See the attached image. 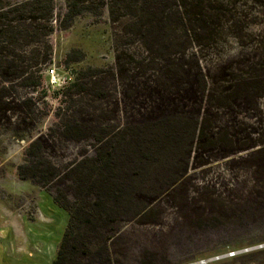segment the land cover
<instances>
[{
    "label": "rangeland",
    "instance_id": "1",
    "mask_svg": "<svg viewBox=\"0 0 264 264\" xmlns=\"http://www.w3.org/2000/svg\"><path fill=\"white\" fill-rule=\"evenodd\" d=\"M207 1L203 15L202 0L184 9L194 12L184 30L199 40L178 56L158 51L153 10L141 17L143 32L119 0H96L92 13L73 20L66 17L67 0L53 1V63L44 83L50 113L34 136L55 121L71 71L88 67L115 68L123 116L178 108L183 128L187 122L196 127L179 143L183 151L145 180L151 187L143 210L116 203L119 220L106 241L96 242V248L107 244L111 264H264V0ZM175 11L171 6L165 14ZM202 23L219 37L209 40ZM164 57L201 74L202 85L191 83L184 93L160 84L171 65ZM20 117L17 109L0 112V240L7 229L19 230L39 244L29 253L52 264L69 215L47 191L18 178L28 146L14 138ZM78 149L71 145L65 153L71 157ZM14 253L8 258L27 256Z\"/></svg>",
    "mask_w": 264,
    "mask_h": 264
},
{
    "label": "trees",
    "instance_id": "2",
    "mask_svg": "<svg viewBox=\"0 0 264 264\" xmlns=\"http://www.w3.org/2000/svg\"><path fill=\"white\" fill-rule=\"evenodd\" d=\"M53 1L0 0V112L17 109L21 113L14 138L27 141L28 146L17 166L18 178L47 191L69 215L52 264H111L107 244L96 248V242L106 241V234L119 220L121 208L116 203L122 200L131 210H143L151 187L144 185L145 180L162 172L161 164L183 151L179 143L192 137L196 127L187 122L183 128L186 120L178 108L158 106L146 115L123 116L115 68L88 67L71 71L73 81L58 100L55 121L46 132L34 136L38 124L50 113L46 103L49 89L44 83L53 63ZM67 1L66 17L70 20L95 9L96 0ZM119 1L142 31L146 26L142 15L153 10L152 27L163 47L158 50L161 54L178 56L199 40L197 33L194 39L190 30H184V20L194 13L184 9L195 8L200 0ZM171 6L176 7L173 17L165 14ZM198 7L203 15V0ZM200 29L209 40L219 37L207 23ZM162 60L171 65L165 66L160 84L172 91L183 87L184 93H189L191 83L204 82L201 74L184 68L179 59ZM38 103H44L46 109L41 111ZM103 103L109 107H102ZM71 145L79 149L70 157L65 150Z\"/></svg>",
    "mask_w": 264,
    "mask_h": 264
},
{
    "label": "crops",
    "instance_id": "3",
    "mask_svg": "<svg viewBox=\"0 0 264 264\" xmlns=\"http://www.w3.org/2000/svg\"><path fill=\"white\" fill-rule=\"evenodd\" d=\"M7 230H10V231L5 232L3 235H1L3 236L4 239L2 238L3 240H0V264H26V263L27 264H50V261L39 259L37 254H32L31 252L29 253L30 251L29 247L31 248V246L39 245L37 241L21 234L19 230L17 231L16 234H14L13 231H11V229H7ZM1 241H4L5 245ZM61 241L62 239L59 240V244ZM57 245H58V242H57ZM16 250L18 251L23 250L26 253L25 255L27 256L25 258H22L23 260L22 262L19 261V259L16 260L15 258H11V259L8 258V254L15 255L14 252ZM53 261H51V263H53Z\"/></svg>",
    "mask_w": 264,
    "mask_h": 264
}]
</instances>
